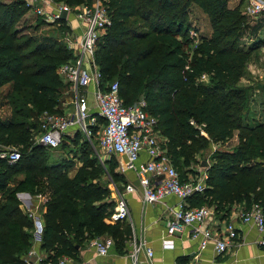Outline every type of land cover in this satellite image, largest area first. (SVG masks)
I'll list each match as a JSON object with an SVG mask.
<instances>
[{
    "label": "trees",
    "instance_id": "trees-1",
    "mask_svg": "<svg viewBox=\"0 0 264 264\" xmlns=\"http://www.w3.org/2000/svg\"><path fill=\"white\" fill-rule=\"evenodd\" d=\"M61 1L76 7L93 0ZM101 1L110 24L93 55L100 88L117 81L125 105L145 101L146 112L157 120L162 148L177 172L184 170V175L178 172L182 180L197 174L191 166L198 163L201 151L224 144L236 132L234 147L211 153L204 192L188 200L194 207H213L221 218L229 215L233 204L241 203L244 209L257 204L264 215V116L255 121L256 114L250 113L255 89L264 101V84H240L251 54L264 45V38L254 35L253 43L244 47V31L254 21L250 30L257 29V18H249L239 7L229 8L227 0ZM193 5L206 16L211 33L186 50ZM27 11L22 0H0V88L11 85L7 94L11 116L7 123L0 120V145L12 144L20 152L16 162L0 159V264H16L31 246L33 222L19 208L15 194L37 196L41 177L48 181L50 198L40 248L49 250L51 264H56L95 236L110 237L117 245L130 237L127 222L105 223L114 202L107 182L101 184L98 177L109 176L121 189L127 180L116 171V157L102 166L79 132L59 146L69 147L81 160L72 177L70 159L51 163L50 149L35 144L40 116L62 114V101L70 96L69 82L56 70L72 59V51L65 43L48 50L24 38L15 24ZM42 24L39 20L37 25ZM58 28L69 31L64 21ZM98 123L102 126L101 118ZM99 128L92 127L93 135ZM20 174L23 179L10 189L11 179Z\"/></svg>",
    "mask_w": 264,
    "mask_h": 264
},
{
    "label": "built area",
    "instance_id": "built-area-1",
    "mask_svg": "<svg viewBox=\"0 0 264 264\" xmlns=\"http://www.w3.org/2000/svg\"><path fill=\"white\" fill-rule=\"evenodd\" d=\"M22 1L24 6L39 16L43 23L59 27L61 21H64L65 26L69 28V31H65L69 34L65 37V44L72 51V59L56 70L57 74L70 84L71 104L67 108L70 106L71 113L67 115L64 111L62 114L44 112L38 121L39 132L35 137L37 144L54 149L59 147L64 139L74 137L73 132L81 133L102 166L104 161L114 156L118 159L116 168L119 173L128 171L134 173L143 204H164L169 197L178 200L174 206L166 207L168 219L161 240L163 248H172L171 237L183 231L185 227H191L189 236L198 241L200 249L205 248L212 240L217 254L225 252L236 237L234 222H227L222 230L214 233L203 228L206 219L213 212L212 207L207 205L189 207L185 203L194 194H201L206 189L207 168L198 169L196 175H188L182 180L162 148V139L156 128L157 120L146 112L145 101L139 99L131 105H125L119 97L117 81L110 82L104 90L100 88V75L93 55L98 39L110 24L102 1L93 0L91 4H82L74 12L71 6L65 3L56 4L52 0ZM63 11L66 12L65 19L61 18ZM261 13H264V0H250L245 15L255 19ZM68 15H73L78 22L79 28L75 29V32L67 21ZM189 33L195 40L196 33L192 30ZM201 79H206V75H202ZM86 89H90L93 95L92 106L89 105ZM98 118L102 119V126H99ZM94 126L100 127L96 135L92 133ZM141 155L146 156L145 161H139ZM19 158L20 152L16 147L0 145V159L13 163ZM111 187L114 207L104 221L106 224L127 222L131 229V214L126 195L133 192L135 187L131 183H126L121 190L113 183ZM27 199L31 202V196ZM28 214L33 218L36 234L41 233L43 225L36 219L35 212L29 209ZM238 215L241 223L251 224L263 234L258 243L264 246V215L261 208L253 204L248 209L243 208ZM130 239V257L133 264H136L137 255L142 252L148 260L151 259L152 249L145 241H137L132 229ZM113 244L112 238L103 236H95L88 241V246L100 257L106 256ZM67 261L68 257L63 256L56 264H67ZM78 264L95 263L81 261Z\"/></svg>",
    "mask_w": 264,
    "mask_h": 264
},
{
    "label": "crops",
    "instance_id": "crops-1",
    "mask_svg": "<svg viewBox=\"0 0 264 264\" xmlns=\"http://www.w3.org/2000/svg\"><path fill=\"white\" fill-rule=\"evenodd\" d=\"M4 2H11L13 0H2ZM250 0H227V5L229 8L239 7L241 11L246 9ZM191 10H197L200 14H203L196 6H191L189 9V15ZM32 14L36 17L34 23H30L28 27H21L23 33H26L29 28L34 29V25L41 20L39 16H36L32 10H28L27 14ZM264 18V13H261L257 17V24L264 28V22L262 19ZM37 21V22H36ZM67 21L71 28L74 30L79 28L78 22L75 20L73 15L67 16ZM191 29L195 33L201 32L197 22H193L189 19ZM33 24V26H32ZM255 24V21L250 24L252 27ZM31 26V27H30ZM209 33H204L199 35V37H209L210 36V25H209ZM261 32H264L261 30ZM76 34V33H75ZM196 34V35H197ZM256 35H260L257 33ZM190 37V33H189ZM191 38V37H190ZM262 38V37H261ZM193 40V37L191 38ZM53 40V39H51ZM48 44L44 48L54 49L56 44H53L50 40H48ZM63 43V41L61 42ZM264 48V45L258 48V50ZM246 76V74H245ZM245 76L241 78L240 83L244 81ZM247 83H249L247 81ZM6 86H9V91L11 90V85L6 84L0 88V90ZM85 91L88 99V94H92L90 89H86ZM5 104H2L0 107L7 108L9 112V116L7 118L1 119L4 123H7L11 116L10 106L7 102V94L5 95ZM260 100V101H259ZM90 106L93 103H89ZM264 106L263 98H261V92L258 89H255L253 93V98L251 101V108H258L259 112H261V108ZM255 115V121H261V118ZM237 144V135L234 133L233 137L225 142L224 144H211L209 147L218 148L223 146L224 149L221 150H230ZM146 156L141 155L139 161H145ZM205 163V165L203 164ZM211 164L210 159L207 162H201L200 167L207 168ZM191 169H193L191 167ZM199 169V168H198ZM198 169H193L197 172ZM77 170V168H76ZM116 171L118 172L117 168ZM75 173L72 174V176ZM124 177L127 180V183H131L135 190L126 195V199L129 205L130 214H131V229L134 232V236L137 241H145L147 246L150 247L153 251V256L151 259H147L145 254L139 253L137 255L136 264H264V246L260 245L258 241L263 238V234L259 233L257 229L251 224H243L239 219V212L243 209V204H233L230 207L229 215L225 218H221L214 213V209L212 214L206 219L203 224V228H207L212 232H219L222 230L224 225L232 221L236 227V237L231 241L228 249L221 253L217 254L214 250L213 241H209L205 248L200 249L198 245V241L191 239L189 234L191 231V227H185L183 231L179 233H175L171 239L173 240V247L169 249H165L161 245L162 237L165 234L166 223L168 219V213L166 207L174 206L178 200L175 197H169L165 200V203H155L152 205L143 204L141 201V195L139 190L138 181L133 172L128 171L123 173ZM18 199L22 204L19 205V208L22 211H25L24 208H28V206H32V210L36 214V219L39 221H43L44 218L40 219V214L44 215V211L42 209L39 210L38 206L35 205L37 199L34 202H28L27 195L24 193L17 194ZM185 203L189 207L196 206L192 204L191 201L186 200ZM27 206V207H26ZM211 207V206H210ZM29 211V208L26 209ZM129 225V224H128ZM130 229V230H131ZM114 242V241H113ZM130 237L123 242L122 244H113V247L109 251L106 256L100 257L98 256L93 249L88 246V242L85 241L81 245L76 248V252L73 256H67L68 261L67 264H78L81 261H88L89 263L95 264H133L132 259L130 257ZM51 252L49 250H43L40 248V238L34 237L31 241V246L26 254L20 257L19 262L16 264H51L50 260ZM60 259V258H59ZM58 259V260H59Z\"/></svg>",
    "mask_w": 264,
    "mask_h": 264
},
{
    "label": "rangeland",
    "instance_id": "rangeland-1",
    "mask_svg": "<svg viewBox=\"0 0 264 264\" xmlns=\"http://www.w3.org/2000/svg\"><path fill=\"white\" fill-rule=\"evenodd\" d=\"M53 2L56 4H64L61 0H58L57 2H55V1H53ZM78 7L79 6L72 7L73 12L76 11V9ZM244 11H245V9H244ZM190 12L191 13L189 15V19L193 22H197V25L201 31V32H198V34L201 35V34H204L206 32L209 33V30H208L209 22H208L206 16L204 14H200L197 10H191ZM35 20H36L35 16H33L32 14H29V13L27 14V12H26L16 22L15 26L18 29H20L21 34L23 35L24 38L29 37V38L35 40V42L37 44H39L43 47H45L46 45H49L48 40H50L53 44H59L62 41H63V43H65V37L69 36V34L66 32H60L61 30H59L58 26L53 25V24H49V23L37 25L39 21L38 22L36 21L37 22L36 25L33 26V24H32L34 29L29 28V30L26 33H23V31L21 30V27H28V25H31L30 23H34ZM261 27L262 26H257L256 27L257 29L252 28V30H250V27H247V29L244 31V34H243V42L245 44L244 45L245 48L253 43L254 40L252 39V37H254V35H256L257 33L260 34L258 37L264 38V32H261V30L264 31V28L262 29ZM198 34H197V37L195 40L191 39L189 47H187L186 50H192L193 48L196 47V45L199 43V40H200L199 39L200 37ZM204 35H207V34H204ZM51 39H53V40H51ZM245 73H246V76H245L244 81H242L240 83L241 85L256 86V85H263L264 84V48H262L260 50H256L255 52H253L251 54V57L249 58V61H248L246 68H245ZM247 81L249 83H247ZM8 87L9 86H6L0 90V106L2 104H5V101H6L5 95L8 94V92H9ZM261 98H263V97H261ZM88 102L94 103L92 94H88ZM70 104H71L70 98L68 96H65L64 100L62 101L61 108L64 111V113H66L67 115L71 113V111H69L70 106L67 108V106ZM258 108H251L252 111L250 113H253V114L255 113L256 116H259L258 118H261L264 116V106H263V108L260 109L261 112H259ZM8 116H9V112H8L7 108L0 107V118L4 119V118H7ZM75 134H76V132H73L72 135H75ZM35 144H37L36 141H35ZM10 146H12V144ZM224 148H223V146L219 147V149H224ZM216 149H218V148L208 147V148L204 149L203 151H201L198 154V156L196 157L198 163L196 165H192L191 167L193 169H198V168L201 169L200 163L201 162H207L210 159L211 153L214 152ZM75 150H77V149H75ZM62 158H65L67 160L70 159L71 163L73 164L72 167L68 170V176L72 177V174L76 172V168L78 169L81 166V160L78 158L77 155L74 154V152H70L69 147H63V148L57 147V148L49 150V162L52 163L54 161H59V159H62ZM116 160H118V159H116ZM178 172L181 173L182 175H184V170L181 171L179 169ZM22 179H23L22 174L14 176L9 183V188L10 189L16 188L18 186L17 185L18 181H20ZM98 179L100 180L101 184H105L107 182V187L111 192V195H110V199H111L112 195H113L111 183L114 184V182L112 180H109V177H106L105 175H103V176L100 175V177H98ZM95 181H97V180H95ZM37 183H38V186L41 187L40 193L38 194L41 196V198H40V196H39V198H37L36 196H33V195H31L25 191L17 192L15 194V196H16L19 204H22L21 201L18 199L19 197H17V194H19V193H24L27 195V197L31 196L32 202H34V200L37 199L36 203H34V204L39 205L38 208H39V210L41 209V211H42V209H44V207H45V203L50 198V195H49L50 191L48 189L49 184H48L46 177H41L39 179V182H37ZM116 187H117V185H116ZM41 189H42V191H41ZM119 189L121 190V188H119ZM28 208L30 210H32V206L29 205ZM28 208H24L25 211H23V212L28 214L29 211L26 210ZM39 215H40L39 216L40 219L44 218L43 214L41 215L40 212H39ZM29 217L32 219V222H33V218L31 216H29ZM43 222H44V220L41 221L42 225H43ZM41 235H42V231H41V233L36 234L35 227H34V225H32V240L34 239V237L40 238Z\"/></svg>",
    "mask_w": 264,
    "mask_h": 264
},
{
    "label": "water",
    "instance_id": "water-1",
    "mask_svg": "<svg viewBox=\"0 0 264 264\" xmlns=\"http://www.w3.org/2000/svg\"><path fill=\"white\" fill-rule=\"evenodd\" d=\"M65 17H66V12L63 11V12L61 13V18H62V19H65ZM203 164L205 165V163H203ZM37 225H38V223H37Z\"/></svg>",
    "mask_w": 264,
    "mask_h": 264
},
{
    "label": "flooded vegetation",
    "instance_id": "flooded-vegetation-1",
    "mask_svg": "<svg viewBox=\"0 0 264 264\" xmlns=\"http://www.w3.org/2000/svg\"><path fill=\"white\" fill-rule=\"evenodd\" d=\"M44 211H45V207H44V209H43Z\"/></svg>",
    "mask_w": 264,
    "mask_h": 264
}]
</instances>
